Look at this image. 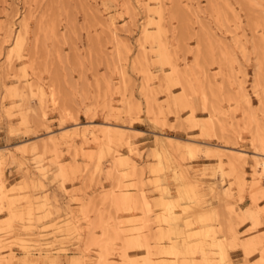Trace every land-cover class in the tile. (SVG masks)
I'll use <instances>...</instances> for the list:
<instances>
[{
  "label": "rangeland",
  "instance_id": "rangeland-1",
  "mask_svg": "<svg viewBox=\"0 0 264 264\" xmlns=\"http://www.w3.org/2000/svg\"><path fill=\"white\" fill-rule=\"evenodd\" d=\"M254 2L264 12V0H0V264L139 261L145 250L125 246L137 222L152 264H264V179L262 192L251 189L252 136L264 131V20ZM25 72L43 89L40 108ZM89 124L101 143L80 127ZM105 124L117 129L110 141ZM129 180L144 217L122 206ZM172 218L188 225L187 257L172 252Z\"/></svg>",
  "mask_w": 264,
  "mask_h": 264
},
{
  "label": "bare ground",
  "instance_id": "bare-ground-1",
  "mask_svg": "<svg viewBox=\"0 0 264 264\" xmlns=\"http://www.w3.org/2000/svg\"><path fill=\"white\" fill-rule=\"evenodd\" d=\"M257 2V1H256ZM255 3V2H254ZM159 4V3H158ZM256 4V3H255ZM257 5V4H256ZM257 8H259L260 9V12L263 14V15H261L260 17L261 18H263V20H264V12H263V10H261L262 9V6H261V4H258L257 5ZM151 9H149V11H150ZM150 12H152V10L150 11ZM156 12V11H155ZM149 13V12H148ZM153 14V13H152ZM157 14H158V11H157ZM161 14V13H160ZM160 14H158V16L160 15ZM156 15V14H155ZM158 16H156L157 18H158ZM162 18H163V16H161V19L159 18V20H162ZM150 20H151V18H150ZM111 23V25H114V22H112V21H110ZM258 23V22H257ZM256 23V24H257ZM264 23V22H263ZM261 24V23H260ZM251 25H252V23H251ZM26 27H27V23L26 22H24L23 24H22V29H26ZM160 27V26H159ZM115 28V27H114ZM147 30V29H146ZM162 29H161V27L159 28V37H158V41H159V45H158V54H159V56L160 57H162L165 53H166V50H168V46L166 45V43L165 42H163V41H165V40H163L162 41ZM145 33V32H144ZM18 34V33H17ZM16 34V35H17ZM147 34V33H146ZM114 36H115V34H114ZM147 36V35H146ZM145 36V37H146ZM149 36V35H148ZM17 38H16V46H20L21 44H22V39H21V37H19V36H16ZM258 46V45H257ZM17 47V48H18ZM19 49V48H18ZM169 65H170V67H171V71H172V73H174L175 75H178L179 73H178V71H177V68H178V65L175 63V62H171V63H169ZM141 72V71H140ZM143 74H144V78H148V76H147V71H144L143 70V72H142ZM28 73H24V75L22 76V78L25 80V82L27 83V85H26V91H27V95L28 96H30V99L31 98H36L37 100H38V105H39V107L38 108H40L41 107V105L43 104V102H44V93H43V89H42V87L39 85V83L38 84H34V85H32V83L30 82V81H28ZM256 77V76H255ZM146 78V79H147ZM256 87H258L257 88V91H259V90H261L260 88V81H261V79L259 80V75H258V77L256 78ZM148 84V83H147ZM144 86V85H143ZM147 86V85H146ZM260 87V88H259ZM145 91V90H144ZM256 93H258V95H259V98H260V103H261V105H262V107L264 108V93L263 92H261L260 91V93L261 94H259V92H256ZM262 93H263V95H262ZM52 94V93H51ZM152 95V94H151ZM261 95V96H260ZM262 97V98H261ZM50 99H52L53 100V102L55 101L54 100V97H53V94L51 95V98ZM154 99V98H153ZM153 99H147V100H149V102H151L152 104L154 103V100ZM155 101H156V99H155ZM145 102H146V100H145ZM148 102V101H147ZM174 102V101H173ZM146 104V103H145ZM37 105V106H38ZM147 105H148V103H147ZM151 105V104H150ZM150 105H149V108H150ZM246 105L248 106L249 105V99H246ZM151 106H153V105H151ZM160 106V105H159ZM246 106V107H247ZM146 107V106H145ZM156 108H158V106H156L154 109L156 110ZM159 110H160V108H158ZM150 111H151V108L149 109ZM159 110H157L158 112H159ZM263 110V109H262ZM149 112V111H148ZM151 112H153V111H151ZM212 112H213V116L215 115V110L214 109H212ZM154 113V112H153ZM152 113V114H153ZM156 113V112H155ZM148 114H150V113H148ZM45 115H46V113H42L41 114V117H42V119H44L45 118ZM155 116V115H154ZM248 117H249V121L250 122H252V123H255V118H254V116L252 115V113H250V112H248ZM80 127H82L84 130L83 131H85L86 132V134H88V135H90L91 137H93L94 139L93 140H95V141H97V140H99L100 139V136L98 135V132L99 131H97V130H95V129H93L92 127V125H87V126H80ZM79 127V128H80ZM101 127H103L104 129H103V131L101 132V133H103L102 135L104 136V138L105 139H108V141H110L111 140V135H112V133H113V131H115V130H117L116 128H113V126H111V125H107V124H105V125H102ZM48 127H45V129H47ZM130 128V127H129ZM258 129H256L255 131H254V133H253V136H252V141H253V144L255 145V146H257V148H256V151L255 152H257L255 155H254V157H253V159H255V162H254V167H253V169H254V175L253 176H255V177H253V178H258V180H259V182L258 181H256V182H252L253 184H252V186H251V189H252V195L254 194V193H260V192H262L261 191V189H262V187H261V184H260V181L261 180H263L264 179V155L263 154H259L258 152L259 151H261V149H259L258 147H260V146H264V131L261 129V128H259V127H257ZM81 134V133H80ZM85 134V133H84ZM82 136H84V135H82ZM102 136V137H103ZM80 137H81V135H80ZM103 138V139H104ZM83 139H85L84 137H83ZM110 139V140H109ZM163 139H165L166 140V144H174V143H176V144H178L180 147H182V148H190L192 151H194V152H196V150L194 149V147H192V145H191V143L190 144H188V143H186V145L182 142V140L181 139H179V138H171V137H163ZM103 140H101L100 139V143L102 142ZM130 144L132 143L131 141L129 142ZM183 143V144H182ZM101 146V145H100ZM102 146H103V144H102ZM44 150L45 151H47L48 150V145L47 144H45V146H44ZM224 150V149H223ZM197 151H199L198 149H197ZM204 151V150H203ZM206 151V153L207 154H211V153H216L217 151L214 149V150H205ZM204 151V152H205ZM226 151H228V152H230V157L232 156L231 155V153L232 154H237V155H239L240 157H242V156H245V154L244 153H242L241 151H236V150H233L232 148H230V149H227ZM107 152L108 151H106L105 149H104V147H102L101 149H100V159L101 158H105L106 157V155H107ZM98 154H99V152H98ZM206 156H208V155H206ZM114 157H116V156H114ZM229 157V158H230ZM2 158H4V156H0V160H2ZM117 158V157H116ZM232 158V157H231ZM235 159H236V157H235ZM235 159L232 161V163H234V161H235ZM98 160V159H97ZM218 160H220V159H218ZM232 160V159H231ZM243 160V159H242ZM117 161V160H116ZM221 161V160H220ZM98 163H96L97 165V169H100V166H101V163H100V161H97ZM223 162V161H222ZM245 162V161H244ZM219 163V162H218ZM217 163V164H218ZM235 164V163H234ZM246 164V163H245ZM219 165V164H218ZM182 167V166H181ZM218 168H219V166H218ZM222 167H220L219 168V172H220V174H223L224 172L222 171L223 170V168L221 169ZM252 168V167H251ZM109 169V168H108ZM182 169H184V170H182L181 171V173L180 174H182L183 175V177H185L186 178V181H187V184H189V185H191V187H195L196 188V183L198 182V180L197 179H194V178H192L191 176H190V174L188 173V170L186 169V168H182ZM224 175H225V173H224ZM252 176V175H251ZM130 179V178H129ZM261 179V180H260ZM252 180V179H251ZM252 181H254V180H252ZM220 182H223V180H222V178H221V180H220ZM199 184V183H198ZM217 184V183H216ZM215 183H213L212 184V189H214V191H217L218 190V188H217V185H216ZM125 188H126V190H124L123 192L125 193V195H124V198H123V200H122V206L124 207V208H126V207H129L131 204L133 205V206H131V207H133V208H135V207H138L139 208V210H141V212H142V214H143V217L147 214V205L142 201V199H140V198H138V200H136V199H134V197H131V192H133V190L135 189V185L133 184V182L131 181V180H129V181H127L126 183H125ZM198 186V185H197ZM137 187V186H136ZM221 187V186H220ZM124 188V189H125ZM212 189H211V191H212ZM221 189V188H220ZM2 190H3V182L0 180V202L1 203H3L4 202V199H5V196L3 195V192H2ZM218 191H220L219 193L222 195L223 194V191L222 190H218ZM260 191V192H259ZM217 193V192H216ZM264 193V192H263ZM217 197V196H216ZM129 204V205H128ZM224 205V204H223ZM123 207H121V208H123ZM225 207V206H224ZM123 208V209H124ZM137 209V208H136ZM125 210H127V209H125ZM209 211V210H208ZM208 214H210L211 215V217L212 216H214L213 215V213H211V212H209ZM140 219V218H139ZM173 220H177L178 222H179V225H173L172 223H171V221H173ZM134 222V221H133ZM135 222H137V221H135ZM167 222V224H168V226H169V229H168V231H167V238L171 241V243H172V252H173V254L174 255H176V256H179V257H182V258H184V257H187L188 255H189V251L187 250V247L185 246V244H184V237H183V233H182V229H184V228H187V223H186V221H185V219L184 218H180V219H177V218H172V219H169V220H165V223ZM134 224V223H133ZM135 224H137V225H135ZM134 225H132V226H134L133 228L131 227V229L130 230H128V231H130L129 232V239L127 238L126 240H125V243H126V245L125 246H128V247H130V246H132L133 248H135V249H144L145 250V256L143 257V258H140L139 259V261H131V258L130 257H128V258H130L129 259V261H128V258L126 257V259H127V261L125 262V260H124V264H152L150 261H149V259H148V257H147V244H146V241H145V239H144V237L142 236V233L144 232L143 231V225H144V223H143V225H141V224H139L138 222L137 223H135ZM146 225H144V227H145ZM129 228V227H128ZM146 229H147V227H146ZM145 229V230H146ZM123 231V230H122ZM123 234H124V237L127 235V232H122ZM125 233H126V235H125ZM147 233V232H146ZM103 234H104V232H103ZM143 234H145V233H143ZM146 236H147V234H145ZM123 237V238H124ZM126 238V237H125ZM124 240H123V242H124ZM122 242V244H124ZM103 248H104V246L105 245H101ZM100 246V247H101ZM124 246V245H123ZM186 247V248H185ZM102 248V249H103ZM125 248V247H124ZM105 249H107L106 247H105ZM104 249V250H105ZM126 249V248H125ZM101 250V249H100ZM103 250V251H104ZM103 251L101 250L100 252L101 253H103ZM122 251H123V249H122ZM125 252H126V250H125ZM100 253V254H101ZM107 253H108V251H107ZM124 253V252H123ZM127 253V252H126ZM105 255H106V253H104ZM128 254V253H127ZM102 255H100V257H101ZM107 256V255H106ZM99 257V258H100ZM125 257V256H124ZM141 257V256H140ZM134 257H132V259H133ZM107 259V258H106ZM135 259V258H134ZM136 260V259H135ZM99 261H100V259H99ZM120 261V260H119ZM103 263H105L106 264V260H105V262H103ZM227 263H230V261L226 258L225 259V263L224 264H227ZM164 264V263H163Z\"/></svg>",
  "mask_w": 264,
  "mask_h": 264
},
{
  "label": "crops",
  "instance_id": "crops-1",
  "mask_svg": "<svg viewBox=\"0 0 264 264\" xmlns=\"http://www.w3.org/2000/svg\"><path fill=\"white\" fill-rule=\"evenodd\" d=\"M135 131H137V130H135Z\"/></svg>",
  "mask_w": 264,
  "mask_h": 264
}]
</instances>
